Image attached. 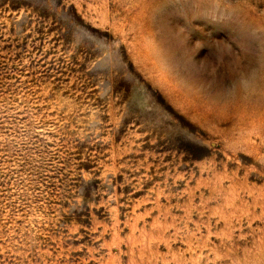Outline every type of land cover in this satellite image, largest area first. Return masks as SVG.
I'll return each instance as SVG.
<instances>
[{
	"label": "rangeland",
	"instance_id": "rangeland-1",
	"mask_svg": "<svg viewBox=\"0 0 264 264\" xmlns=\"http://www.w3.org/2000/svg\"><path fill=\"white\" fill-rule=\"evenodd\" d=\"M0 264H264V0H0Z\"/></svg>",
	"mask_w": 264,
	"mask_h": 264
}]
</instances>
